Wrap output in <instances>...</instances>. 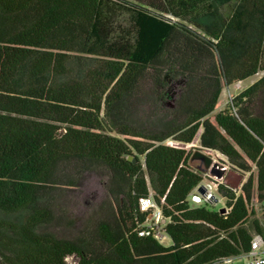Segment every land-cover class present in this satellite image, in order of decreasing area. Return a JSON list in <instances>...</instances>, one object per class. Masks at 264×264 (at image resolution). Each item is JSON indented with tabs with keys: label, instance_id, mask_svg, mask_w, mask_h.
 <instances>
[{
	"label": "trees",
	"instance_id": "trees-1",
	"mask_svg": "<svg viewBox=\"0 0 264 264\" xmlns=\"http://www.w3.org/2000/svg\"><path fill=\"white\" fill-rule=\"evenodd\" d=\"M264 0H0V264H208L248 252L264 221ZM170 80H182L172 107ZM249 173L227 211L190 193L192 143ZM110 171L115 221L59 237L54 200L83 168ZM172 243L138 234L139 199ZM165 200L162 201V198ZM264 214V211H263Z\"/></svg>",
	"mask_w": 264,
	"mask_h": 264
},
{
	"label": "rangeland",
	"instance_id": "rangeland-1",
	"mask_svg": "<svg viewBox=\"0 0 264 264\" xmlns=\"http://www.w3.org/2000/svg\"><path fill=\"white\" fill-rule=\"evenodd\" d=\"M264 75V70L256 75L240 82L226 86L223 89L220 104L226 107L228 102L243 89L250 86ZM182 80H170L166 91L164 105L172 107L175 98L180 93ZM199 131L192 143H180L168 139V144L187 147L192 153L195 149H202L215 158V162L208 178L217 179L227 186L240 190L242 184L247 180L249 173L236 169L222 153L204 149L200 145ZM76 184L65 185L55 196L54 210L55 221L51 225L52 231L59 237L76 238L88 233H95L102 223H112L115 221L116 212L112 196L108 191L110 171L104 166H93L82 168L77 174ZM225 199L219 200L218 207L225 206ZM255 213L252 215L249 224L257 218L264 221V199L260 201L255 197L252 201ZM166 242H169L167 239ZM243 259L238 258L233 264H243ZM227 264V263H224Z\"/></svg>",
	"mask_w": 264,
	"mask_h": 264
},
{
	"label": "built area",
	"instance_id": "built-area-1",
	"mask_svg": "<svg viewBox=\"0 0 264 264\" xmlns=\"http://www.w3.org/2000/svg\"><path fill=\"white\" fill-rule=\"evenodd\" d=\"M205 174L204 178L196 185L194 190L190 193L189 199L194 205L203 203L212 204L218 206L219 200H223L224 197L219 193L218 187L221 181L208 178ZM165 197L162 198V201ZM139 211L144 214V220L138 223L136 231L143 237H154L161 243L167 244L166 240H170V236L166 231V225L170 220L164 213L161 205H159L152 194L143 196L139 199ZM223 207V206H221ZM226 211L228 210L226 204ZM242 258L243 264H264V235L255 233L251 248L248 252L242 253L238 256H229L219 258L208 264H233L236 259ZM67 264H79V258L77 255H68L66 257Z\"/></svg>",
	"mask_w": 264,
	"mask_h": 264
},
{
	"label": "water",
	"instance_id": "water-1",
	"mask_svg": "<svg viewBox=\"0 0 264 264\" xmlns=\"http://www.w3.org/2000/svg\"><path fill=\"white\" fill-rule=\"evenodd\" d=\"M214 162L215 158L202 149H195L189 159V164L192 167L199 169L205 174H208L210 172ZM220 211L225 212L226 207H221Z\"/></svg>",
	"mask_w": 264,
	"mask_h": 264
},
{
	"label": "crops",
	"instance_id": "crops-1",
	"mask_svg": "<svg viewBox=\"0 0 264 264\" xmlns=\"http://www.w3.org/2000/svg\"><path fill=\"white\" fill-rule=\"evenodd\" d=\"M241 83H242V81H241ZM223 93V92H222ZM220 100H222V95H221V99ZM225 107H222L221 106V104H220V106L218 107V109L216 110V112H218V111H220V110H223ZM202 131H203V128H201L200 130H199V140H200V136H201V133H202ZM187 148V147H186ZM172 243V240L170 239L169 240V242H167V244L166 245H170Z\"/></svg>",
	"mask_w": 264,
	"mask_h": 264
}]
</instances>
